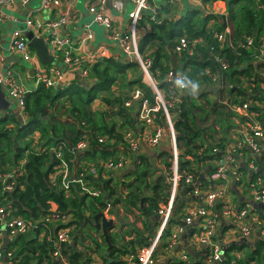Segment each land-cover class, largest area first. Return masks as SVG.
Returning <instances> with one entry per match:
<instances>
[{
    "label": "trees",
    "instance_id": "trees-1",
    "mask_svg": "<svg viewBox=\"0 0 264 264\" xmlns=\"http://www.w3.org/2000/svg\"><path fill=\"white\" fill-rule=\"evenodd\" d=\"M204 1L207 3L214 0ZM226 3L225 20L223 16L213 14L201 18V9L194 7L177 20L166 19L159 24L152 23L151 31L147 32L140 42L141 53L145 54L151 46L154 47L149 58V71L157 80L158 87L167 92L168 99L171 89L164 77L170 70L182 71L189 80L200 85L197 95L185 93L178 105L169 107L172 113H177L174 126L178 135V148L182 151L179 168L182 174L191 172L198 176V171L211 165L212 167L207 169L208 175H211L216 169L213 161L220 159L229 143L227 130L235 126L231 121L232 115L240 122L246 120L244 116L229 112L220 98H210L214 92L206 88L212 87L213 75L226 84L233 83L230 92L236 95L234 102L243 104L249 100V96L257 103L264 102V89L260 86L261 82H264V64L260 63L256 67L255 63H252L257 61L256 48L246 44V38L249 36L255 37L257 46L264 37V0H226ZM211 19L218 22L214 28L208 29L207 23ZM219 33L226 36L227 43L224 48H221V42L216 37ZM184 35L191 40L202 39L192 55L174 51L176 40ZM217 55L225 58L229 65L227 69H223L216 61ZM138 68L143 74L141 65L125 55L100 57L92 64L85 77L61 82L52 87L41 84L36 90L28 92L24 111L25 124L13 115L0 117V173L13 172L15 175L7 181L14 183L12 190H5L7 183L0 179V207L11 204L12 215L27 221L40 222L37 230L8 241L6 250H13L18 255L16 264H54L56 260L62 264H93L89 254L92 249H79V237H71L70 241L62 244V260L54 256L56 227L53 223L45 222L47 217L54 215L60 218L69 216V220L65 219L68 223L61 222V226L94 231L97 229L87 221V217L94 219L98 212L103 211L115 216L121 224L117 232L109 233L113 247L108 257H104V264H121L123 256L127 253L137 252L150 244L142 230L132 228L131 224H128L132 228L131 231L121 232L123 222L128 217L120 214L122 208L126 214H134L135 210H139L141 215L149 219L156 216V213L161 216V205L168 201L171 184L164 174L151 177L155 175L156 167L150 156H133V166L128 172V176L133 179L123 182L128 190L125 194L121 193L118 184H114L113 177H88L89 184L100 192L94 196L75 184H71L70 189L64 187L63 175L60 172L62 160L57 159L55 155L56 150H62L64 161L70 170L77 165L78 158L100 160L116 156V149L111 145V141L119 143L124 140L118 128L127 126L134 129L139 119L137 104L125 106L131 92L140 88L144 98L151 104L156 103L155 92L143 81L140 73L129 77V71ZM243 77L247 78L250 84L244 85ZM118 82L122 88L120 93L115 95L113 87ZM252 83L255 84L254 87L251 86ZM202 85H205L204 89H201ZM224 90L222 87L218 90V97ZM248 90L252 92L249 93ZM97 99H101L111 109H93V103ZM262 108L254 104L249 110L257 112L258 117L262 119ZM163 112L161 108L158 114L159 123L164 120ZM199 120H215L216 125H201ZM219 129L224 136H218ZM84 138L88 139L89 148L76 153L75 146ZM100 138L106 140L101 142ZM244 151L251 153L249 149ZM159 157L163 158L162 163L171 174L173 154L162 150ZM259 160L264 161V156L257 158V161ZM75 169L81 171L78 166ZM150 178H153V181H150ZM259 210L262 217L264 206ZM145 227H148V224ZM41 233L45 236L42 240L39 239ZM132 233L133 238L126 240V236H132ZM91 239L97 249L103 247L93 236ZM136 239H139L138 243ZM103 243L106 249L108 244L104 237ZM236 251L242 254L237 264H264V237L257 238L252 244L228 245L224 250L225 260L229 261L232 253ZM175 264L191 262L180 260Z\"/></svg>",
    "mask_w": 264,
    "mask_h": 264
},
{
    "label": "crops",
    "instance_id": "crops-1",
    "mask_svg": "<svg viewBox=\"0 0 264 264\" xmlns=\"http://www.w3.org/2000/svg\"><path fill=\"white\" fill-rule=\"evenodd\" d=\"M122 1H123V9L121 11L116 10L113 6L116 0H111V2L107 1L106 4L107 14L112 18L113 23L116 26L120 27L122 30H128V29L132 30L136 42L138 43L139 46L142 37L147 32L151 31L152 23L159 24L166 19L177 20L194 7L201 9L202 11L200 16L201 18H204L207 14H213L218 16L227 15L226 0H214L212 2H207V3L204 0H175L174 4L171 6L167 5L165 1L162 0L161 3H157L156 1L155 3H149L150 7L143 11L144 19L141 20L140 22H136V21H132L129 17V12L133 9V4L129 0H122ZM41 2L42 0H28L25 3L20 1H15L12 4L4 5L2 7L4 19L2 22V27L0 32V53L3 54L4 59L3 61L0 62V75H6L8 74V71L11 72L13 76L16 78L17 83L28 92L36 90L41 85V82L34 77V73L36 70H41L42 72L48 74L51 78H53V80L55 81V84L53 86L58 85L59 83L62 82V80L57 81L56 79L57 74L50 70V68H58L59 70L63 68V63L60 56L57 57L53 55L50 51V54L53 56L54 59L53 62L43 63L41 57L37 53V50L31 47L30 45L29 47L32 50V53L29 60H26L21 52L11 53L8 50L13 34L16 30L23 31L26 38H27V33L29 31L34 32L36 36L44 38L46 44L49 47L47 39L51 35L50 31L48 29H43L39 33L35 28L30 29L26 22L28 17H32L33 21L36 24L43 25L51 18L52 16L51 13L43 12V9L45 8L42 7ZM89 4H90V0H74V5L68 6L67 3H65V1L62 0V4L60 8H58V11L68 16V20L66 21V24L60 29L59 34L61 36H68L71 38L72 48L75 54L80 58V68L87 67L90 69L92 64L100 57L120 56L124 53L123 52L119 53V50H121L119 44L109 39L106 29L95 22L93 14L90 13L89 11ZM156 7H158L159 16L156 21H152L149 18H151V16L153 15V9ZM20 8L23 11L28 10V8H30V10L28 11L27 14H22ZM217 22L218 21L216 19H211L207 23V28L208 29L214 28ZM36 32H38L39 35ZM153 50L154 47L151 46L145 52V54L143 53V56L144 57L149 56L150 58V54L152 53ZM8 55H15V57L10 59L8 62L7 61ZM129 59L136 61L141 65L138 59L134 60L132 57H129ZM252 63H255V66L257 67L262 62L257 60L256 62H252ZM140 71L141 70L139 68L137 70L136 69L130 70L129 77L131 76L133 77V75H139L140 73L142 75L143 81L147 82V84L155 92L156 98L160 101L159 104L162 106V109L164 111L163 112L164 120L162 119L161 124L164 125L165 133L158 147H151L148 144H143L138 154H146L150 156L152 161L155 162L157 176L164 174L167 181L169 182L168 179L170 175H172L173 172L178 171L180 168V155L182 154V151H180V149L177 147H173L170 142V137H173L174 135L176 136V139L178 137L174 126L177 113L176 112L172 113L170 109H165L164 105L166 100L168 99V94L164 89L159 88L158 84L157 85L155 84L156 80L154 79L152 74L150 73L152 78H149V75L144 72V69H142L143 74ZM242 80L244 81V85L250 84L247 78L243 77ZM118 84H119V89L121 90L122 86L120 85L119 82ZM212 84H213L212 87L209 86L206 88V90L209 91L212 90L214 92L213 94H211L210 97H213L215 100L217 98L221 99V95L222 93H224L227 96L225 100H221L224 105H226L225 103L226 101H230L231 103H236L234 102V99L236 100V95L231 94L230 92L233 83L226 84L225 82H222L217 76L213 75ZM2 86L6 92V99L10 103V106L8 109L0 111V115L1 114L13 115L20 122H22V124H25L26 118L24 112L20 109L18 103L10 97L7 87H5L4 85ZM251 86L254 87L255 84L252 83ZM260 86L262 89H264V82H261ZM221 87L224 88L225 90L218 97V90ZM204 88L205 85H202L201 89ZM188 92L190 91H187L186 89L185 93ZM248 92L251 93L252 91L248 90ZM119 93H114V94L118 95ZM263 96H264V90H263ZM255 101L251 100V96H249V100L247 102H253L251 105L254 104L257 105V102ZM12 103H14L13 106L14 108H12ZM260 107L262 108L261 112L264 113V102L261 104ZM93 109L106 110L108 109V106L105 105L101 99H97L93 103ZM228 110L229 112L234 113V111H232L229 107ZM117 121H119L118 118ZM240 123L242 122H240L237 118L235 120L236 127L234 129V133H229V131L231 130H227L226 136L228 138L229 143L236 140L237 128L239 127ZM136 126L137 127L132 130H134L137 134L139 135L141 134L143 136H149L151 134L150 131L151 127L143 125L139 119ZM218 131H219L218 136H224V133L220 129ZM111 145H113L114 149H116L115 154L120 155L119 154L120 149H123L121 142L116 143L115 140H112ZM162 150L170 151L173 154V165L171 167L172 169L171 174L167 172L165 168L166 166L164 165V163H162L163 158L159 157V154L162 152ZM250 154L251 153L246 152L245 157L250 156ZM262 155L264 156V152L262 153ZM188 158L192 159L190 156H188ZM236 158L239 165L240 180L237 182L236 179L233 176H231L230 181L224 185L226 188L225 197L227 199L226 201L231 204V207H233L235 211H238L245 206L249 208V214L248 217L245 219V221H248L254 228V235L252 240H250L254 242V240L259 238L258 236L260 234V230L261 228L264 227V217H263L264 214H262L261 217V212L259 210L261 207L257 208L252 204L253 201L252 195L250 193V190L248 189V185H251L254 181H256V177L259 176L262 178L263 187H264V161L259 160L258 161L259 169L257 171H252L245 164L242 157H236ZM79 159L80 158H78L77 161L78 163H76L77 165L75 167L78 166L81 168L84 164H87L89 162L100 161L97 160L98 158L97 159L81 158L80 160ZM215 162L216 160L213 161L214 165ZM132 166L133 163H130L126 166L125 169H123L122 173L123 175L125 174V176L120 177L121 179H118L121 182L120 187L123 182H129L133 179V177L128 176V172L130 170V167ZM75 167L73 169H75ZM211 167H212L211 165H208L204 169H202V171H198L199 175L196 176L199 181L198 187H192L191 185H187L184 182V180L175 181L174 184L170 183L171 190L168 197V201L165 202L164 205H161L162 203H160L161 207L165 209L166 216L163 215L158 216L156 213V216L151 217V219H149L147 216L141 215L139 210H135L134 214H126L123 211V209L120 208L121 211L120 214L122 216L127 215L128 217L125 218V222H123V225L121 227V232L124 230L131 231L133 227L141 229L145 237H148L149 242L152 238L154 239V243L157 246L156 251L157 254H159L157 264H175L177 262L175 260L176 258L182 260L181 250L178 251L176 250L173 253H171L167 249L166 245L167 242L169 241L168 235L173 232H176L177 226L180 224L183 227V232L180 233V237L182 240V247L183 250L186 251L189 258L191 259V264L193 262L197 264L198 263L205 264L207 250L202 246H198L195 243L196 239L200 236V234H202L205 231L203 221H201V219L199 218H196L193 221V223L189 225L184 223V217L186 216L190 207L197 206L198 204L203 203V201L205 200V194L207 193L208 190L210 191L214 190L222 183L221 181L216 180L214 182L210 180L209 178L210 175H208L207 169H210ZM99 171L100 172L97 177H101L103 179H108L112 177L109 176L107 172L103 173L101 170ZM201 175H203L202 178ZM114 184H116L115 181ZM92 188L95 187L89 186L90 190ZM125 188L127 189V187ZM126 192L127 190L124 191V194ZM220 202L221 201H218L215 205L217 211H219L217 205H220ZM103 212L106 214L107 219L114 220V226L108 229V234L110 232L111 233L117 232V230H119V226L121 222L118 221L115 216H110L108 213H106V211ZM233 221L234 220H231L229 217H220L218 221V231H217L218 239L221 238L224 244H229L233 241L240 240V237L237 235V230H238V226L242 222L237 221L235 223ZM91 222L93 224L94 229H97V231H94L93 229H87V230L84 229L83 231L85 233H78V235L75 236V237H79L77 239L78 242L77 245L79 249L83 248L82 246L79 245L81 241L82 243L81 245L83 244L86 245V247H84L85 249L93 250V251L89 250V254L93 253L92 255L94 256L93 264H104V257H108L110 250L113 247V244L110 248L108 241L106 240L103 234L102 228L95 227L96 223L94 219ZM128 224H131L132 228H130ZM146 224H148V227H145ZM39 226L34 227L32 230H37ZM91 232L96 234V237L93 236L95 238L94 240L99 241L103 247L97 249V247L93 245L94 244L92 243L93 241L91 242L89 241L90 244H88L87 237L92 236ZM1 234H2L1 237L2 250H4V248L6 249L8 241H10L12 238L3 232H1ZM42 234L43 233H41V235ZM97 234L99 235V237H97ZM133 236L134 234L132 233V236L127 235L125 239L130 240L133 238ZM44 237L45 236L43 235V238ZM103 237L105 238V241L108 244L106 249L104 248ZM109 239H110V235H109ZM138 242L139 239H136V243ZM57 262L58 261L56 260L54 264H61Z\"/></svg>",
    "mask_w": 264,
    "mask_h": 264
},
{
    "label": "built area",
    "instance_id": "built-area-1",
    "mask_svg": "<svg viewBox=\"0 0 264 264\" xmlns=\"http://www.w3.org/2000/svg\"><path fill=\"white\" fill-rule=\"evenodd\" d=\"M15 1L27 2L28 0H0V32L2 27V22L4 19L2 7L4 5H9ZM68 6L74 5V0H63ZM107 1L108 0H90L89 11L93 14L95 22L104 27L107 31L109 39L115 41L119 44L123 53L132 57L133 59H138L141 63L144 72L152 78L149 66L151 65V60L143 56L139 49V45L136 42L133 31L122 30L120 27L113 23L112 18L107 14ZM133 4V9L129 12V17L132 21L140 22L144 19V10L148 9L149 3H155L156 0H129ZM169 6L173 5L175 0H164ZM62 4V0H42L41 5L43 8L47 9L51 13V18L44 23L36 24L32 17L27 18V24L30 29L35 28L39 33L43 29H48L51 35L48 37L47 41L50 47V51L53 55H58L62 59L63 68L59 70L58 68H50L52 72L57 74V81L62 80L63 74L66 72H77L80 77L87 76L89 68H80V58L75 54L72 48L71 38L68 36H61L59 34L60 29L66 24L68 16L62 14L58 11ZM114 8L118 11L123 9V1L116 0L113 4ZM55 14V16H54ZM159 16L158 7L153 9V15L149 18L152 21H156ZM38 32H36L38 34ZM39 35V34H38ZM218 40L221 42V48L226 45V36L223 33L216 35ZM201 38H195L193 40L189 39L186 35L178 38L176 40L175 52L182 54L187 53L192 55L194 49L198 43H201ZM246 44L248 47L254 46L256 48L255 58L264 64V37L259 41V45H256V39L253 36L246 38ZM9 52H21L26 60L31 57L32 50L29 47L28 40L21 30H16L13 34L12 40L10 42ZM3 54L0 53V62L3 61ZM216 61L221 65L223 69L228 68V63L225 58L221 55L216 56ZM77 70V71H76ZM264 72V68H263ZM34 77L41 82V84L46 87H52L55 84L53 78L48 74H45L41 70H36ZM181 77H187L182 71L176 72L170 70L165 75V81L170 84L171 95L170 98L165 102V109L169 107H175L181 101V96L185 93L186 88H180L177 86L175 81ZM156 80V79H155ZM0 84L7 87L10 97L18 103L20 109L24 112L26 108V95L28 91L22 88L18 83L16 78L11 72L8 71L6 75H0ZM157 85V80L155 82ZM144 93L140 88L134 89L128 100L125 102V106L131 107L138 105L137 114L139 120L143 125L151 127V134L149 136H143L137 134L134 130L128 129L124 133V139L134 155H137L143 144H148L151 147H157L162 141L163 135L165 133L164 125L159 123L158 114L162 106L159 104V100L156 98V103L151 104L147 98L143 97ZM226 105L235 113L244 116L246 120L239 124L237 128L236 140L229 143L224 152L221 154V158L216 160V169L209 176L212 181H221L222 183L216 187L214 190H208L205 194V200L203 203L197 206L190 207L186 216L184 217L185 224H192L196 218L203 221L205 231L200 234L196 239L195 243L198 246H202L207 250L205 264H237L238 260L241 258L242 254L238 251L232 253V258L229 261L225 260L224 257V242L221 238L218 239V221L220 217H229L233 222H242L238 226L237 235L240 239L252 240L254 235V228L245 219L248 217L249 208L247 206L235 211L231 204L228 203L225 197V184L228 183L233 176L236 181L240 180L239 165L236 157H242L245 164L252 171H257L259 169L257 158H259L264 152V118H259L258 113L250 111L249 107L253 102H245L243 104L231 103L230 101L225 102ZM261 106V104L257 103ZM106 138H100V141H104ZM170 142L173 147H177L178 140L176 136L170 137ZM90 146L87 138H84L78 142L74 150L76 153L86 151ZM244 149H249L251 154L245 157L246 152ZM217 151V149H215ZM56 158L62 160V179L64 182V187L70 189L71 184L78 185V187L84 192H88L91 195H98L100 192L96 188L89 189L88 177L96 178L99 175V170L103 173L108 171H119L126 168L128 165V158L123 155H116L110 157L106 160H100L96 162H89L81 167V171L77 169L70 170L67 162L64 161V155L62 150H56ZM257 157V158H256ZM15 175L13 172L0 173V179L5 185V190H12L14 183H8V179L13 178ZM169 182L174 184L175 181H182L187 185L192 187H198L199 181L197 177L191 172H184L183 174L178 170L173 172L169 177ZM248 189L252 195V200L254 202L264 203V187L261 177H256L251 185H248ZM218 201L220 202L219 211L215 208ZM12 206L11 204L0 207V264H16L17 254L14 251H9L6 254L2 250L1 244V231H6L9 236L14 237L20 234H26L34 227L39 226V224L27 221L19 216H14L11 214ZM160 214L166 216L165 209H160ZM53 218V219H52ZM69 216L58 217L57 215L47 217L49 223H53L56 227V241H55V251L53 254L55 256L62 257V244L70 241L71 232L74 226H61V222L68 223ZM60 220V221H58ZM64 220V221H63ZM65 223V224H66ZM183 232V227L179 224L177 226L176 232L168 235L167 249L173 253L174 251L181 250L182 260L191 262V259L187 255L186 251L183 250L182 240L180 233ZM264 237V227L261 228L259 238ZM157 246L154 243V239L150 240V244L140 248L137 252H130L123 256L121 264H157L158 254Z\"/></svg>",
    "mask_w": 264,
    "mask_h": 264
},
{
    "label": "water",
    "instance_id": "water-1",
    "mask_svg": "<svg viewBox=\"0 0 264 264\" xmlns=\"http://www.w3.org/2000/svg\"><path fill=\"white\" fill-rule=\"evenodd\" d=\"M108 1L111 2V0H108ZM110 7H111V5H110ZM223 18L225 20L226 15H223ZM27 40L29 41V45L37 50V53L41 57L43 63H52L53 62V60H54L53 56L50 54V48L46 44L44 38L38 37L35 35L34 32L29 31L27 33ZM122 55H124V54H122ZM13 57H15V55H8L7 61L9 62V60L12 59ZM79 78H80V76L77 72H66L63 74L62 82H67L69 80L79 79ZM187 91H189V90L187 89ZM9 106H10V103L6 99V92L3 89V86L0 84V111L8 109ZM17 144H18V142H16V145ZM202 177H203V175H201V178ZM252 204L257 208L264 206V203H260V202L258 203V202H254V201H252ZM219 207H220V205H217L218 209H219ZM94 220L96 223L95 227L96 228H102L103 234H104L106 240L108 241L109 247L111 248L112 244H111L110 239H109L108 229H110L114 226V220L113 219H107L106 214L104 212H98L94 216ZM87 221L91 222V220L89 218H87ZM243 243L252 244L253 242L250 240H247V239H240L238 241H233V242L229 243L228 245H230V244L241 245ZM226 245L227 244L223 245L224 250L228 246V245L227 246Z\"/></svg>",
    "mask_w": 264,
    "mask_h": 264
},
{
    "label": "rangeland",
    "instance_id": "rangeland-1",
    "mask_svg": "<svg viewBox=\"0 0 264 264\" xmlns=\"http://www.w3.org/2000/svg\"><path fill=\"white\" fill-rule=\"evenodd\" d=\"M156 2L157 3H161L162 2V0H156ZM30 10V8H28V10H26V11H23L21 8H20V11H21V13L22 14H27L28 13V11ZM43 12H49L47 9H43ZM117 43V42H116ZM119 53H122V51L121 50H119ZM124 55L125 56H127L128 58L130 57V56H128L127 54H125L124 53ZM57 57H59L58 55H56ZM148 58H149V56H148ZM135 60V59H134ZM77 71V70H76ZM147 81V80H146ZM145 83H147V82H145ZM113 91H114V93H119L120 92V89H119V84L118 83H116L115 85H114V89H113ZM226 94H224V93H222V95H221V100H225L226 99ZM211 99H213V97H210ZM14 106V103H12V108H14L13 107ZM108 109H111V108H109V106H108ZM136 110H137V108H136ZM111 111V110H110ZM2 116H5V115H0V117H2ZM237 119V117H235L234 115H232V117H231V121H232V124L233 125H235V126H232L231 127V131H229V133H234V129H235V127H236V124H235V120ZM199 122H200V124L201 125H206L207 123L208 124H213V125H216V122H215V120L213 121V120H208V121H200L199 120ZM119 123H121V121L119 122ZM217 128H218V125H217ZM128 129H131V128H128L127 126L126 127H124V128H118V130H119V132H121V134L123 135V139H124V133L126 132V130H128ZM222 133V132H221ZM121 144H122V146H123V149H120V155H123V156H126V158H128L129 160V162H128V164H130V163H133V153L130 151V149H129V147H128V145H127V143H126V141H125V139L123 140V142H121ZM158 147V146H157ZM82 154V153H81ZM84 154V153H83ZM82 154V155H83ZM113 157V156H112ZM108 159V158H107ZM100 160H106V159H100ZM122 171L123 170H119V171H108L107 173L109 174V176H112L114 179H115V182H116V184H118V186H119V190L121 191V189H122V192L121 193H123L124 191H126L127 189L125 188L126 186L125 185H123V183H122V185H121V187H120V180H118V179H121L120 177H123V176H125V174L123 175V173H122ZM157 176V170H156V173H155V175L154 176H151V177H153V178H155ZM153 178H150V181H153ZM117 189V188H116ZM119 190H118V194H120V192H119ZM128 191V190H127ZM147 192H149L148 190H146ZM88 193V192H87ZM90 194V193H89ZM117 195V194H116ZM114 197H116V196H114ZM90 200V199H89ZM72 217L70 216V219H71ZM90 219V218H89ZM91 221L93 220V219H90ZM78 233H85L84 231H83V229H77L76 227H75V229L74 230H72V232H71V235H72V239H74L75 238V236H77L78 235ZM91 234H92V236H94V237H96V234L95 233H93V232H91ZM258 234H259V232H258ZM43 235L44 234H42L40 237H39V239L41 240L42 238H43ZM97 237H99V235L97 234ZM87 241H88V244H90L89 243V241L91 242V241H93V240H91V237H87ZM93 243V242H92ZM82 243H81V241H80V243H79V245L80 246H82L83 248H81V249H83V250H86L84 247H86V245L85 244H83V245H81ZM93 245H95V244H93ZM96 246V245H95ZM88 248V247H87ZM93 251V250H92ZM170 253V252H169ZM93 253H91L90 255H91V257H93L92 259H94V256L92 255ZM96 257V256H95ZM158 258H159V254H158ZM176 261H178L179 260V258H176L175 259ZM172 261V260H171ZM180 261V260H179ZM170 263H172V262H170ZM43 264H47V263H43ZM62 264V263H61Z\"/></svg>",
    "mask_w": 264,
    "mask_h": 264
},
{
    "label": "clouds",
    "instance_id": "clouds-1",
    "mask_svg": "<svg viewBox=\"0 0 264 264\" xmlns=\"http://www.w3.org/2000/svg\"><path fill=\"white\" fill-rule=\"evenodd\" d=\"M180 88H186L190 91V94L195 96L200 90V85L197 82L189 80L187 77H181L175 81Z\"/></svg>",
    "mask_w": 264,
    "mask_h": 264
},
{
    "label": "bare ground",
    "instance_id": "bare-ground-1",
    "mask_svg": "<svg viewBox=\"0 0 264 264\" xmlns=\"http://www.w3.org/2000/svg\"><path fill=\"white\" fill-rule=\"evenodd\" d=\"M88 218V217H87ZM90 222V221H89ZM35 223H37V224H39L40 222L39 221H37V222H35ZM90 223H92V222H90ZM32 230H30L28 233H30ZM1 232H3V233H5L6 235H8V233L6 232V231H1ZM28 233H26V234H28ZM20 235H23V234H20ZM20 235H17V236H20ZM9 236V235H8ZM17 236H14V237H11V236H9V237H11L12 239L13 238H15V237H17ZM11 239V240H12ZM8 241V240H7ZM4 247H5V244H4ZM4 253L6 254L7 252H9V251H7L5 248H4ZM13 251V250H12ZM55 256V255H54ZM55 257H60V260H62V257L61 256H55Z\"/></svg>",
    "mask_w": 264,
    "mask_h": 264
}]
</instances>
